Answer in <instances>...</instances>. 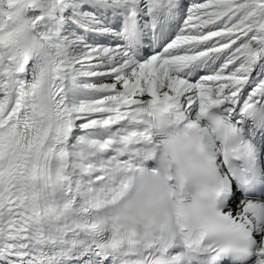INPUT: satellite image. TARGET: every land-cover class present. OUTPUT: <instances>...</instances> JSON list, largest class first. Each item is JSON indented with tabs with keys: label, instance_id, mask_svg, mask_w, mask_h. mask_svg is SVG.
Returning a JSON list of instances; mask_svg holds the SVG:
<instances>
[{
	"label": "snow or ice",
	"instance_id": "obj_1",
	"mask_svg": "<svg viewBox=\"0 0 264 264\" xmlns=\"http://www.w3.org/2000/svg\"><path fill=\"white\" fill-rule=\"evenodd\" d=\"M0 264H264V0H0Z\"/></svg>",
	"mask_w": 264,
	"mask_h": 264
}]
</instances>
